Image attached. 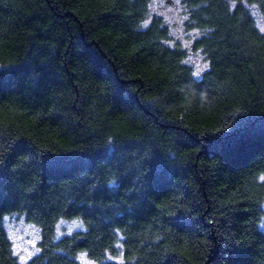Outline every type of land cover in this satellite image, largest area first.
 Instances as JSON below:
<instances>
[{"label":"trees","instance_id":"obj_1","mask_svg":"<svg viewBox=\"0 0 264 264\" xmlns=\"http://www.w3.org/2000/svg\"><path fill=\"white\" fill-rule=\"evenodd\" d=\"M180 1L199 79L149 0H0V264H264V0Z\"/></svg>","mask_w":264,"mask_h":264},{"label":"rangeland","instance_id":"obj_2","mask_svg":"<svg viewBox=\"0 0 264 264\" xmlns=\"http://www.w3.org/2000/svg\"><path fill=\"white\" fill-rule=\"evenodd\" d=\"M247 7L258 30L264 34L263 15L254 6ZM154 17L162 20L168 29L169 38L166 43L170 47H180L185 52V63L192 69L195 78H201L208 70V61L202 52L194 47V42L201 36V33L190 27L188 13L183 3L180 0H149V16L143 26L146 27ZM4 225L12 242L14 255L20 264H27L38 254L40 230L16 216L6 218ZM260 228L264 232V218ZM79 231H83V227L76 220L60 221L56 227L58 238ZM79 261L81 264H94L84 255H80Z\"/></svg>","mask_w":264,"mask_h":264}]
</instances>
